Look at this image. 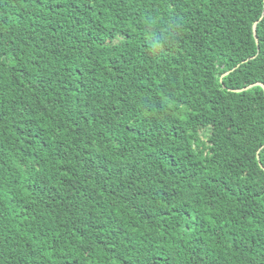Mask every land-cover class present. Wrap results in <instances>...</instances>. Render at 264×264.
Masks as SVG:
<instances>
[{"label":"trees","instance_id":"obj_1","mask_svg":"<svg viewBox=\"0 0 264 264\" xmlns=\"http://www.w3.org/2000/svg\"><path fill=\"white\" fill-rule=\"evenodd\" d=\"M261 84L264 0H0V264H264Z\"/></svg>","mask_w":264,"mask_h":264},{"label":"water","instance_id":"obj_2","mask_svg":"<svg viewBox=\"0 0 264 264\" xmlns=\"http://www.w3.org/2000/svg\"><path fill=\"white\" fill-rule=\"evenodd\" d=\"M255 24L256 23H254L253 24V26H252V31H253V35H254V37H255V40H256V33H255ZM257 84V83H256ZM253 85V84H252ZM252 85H249V86H246V87H244V88H242V89H247V88H249V87H251ZM261 86L263 87V90H264V86L261 84Z\"/></svg>","mask_w":264,"mask_h":264}]
</instances>
